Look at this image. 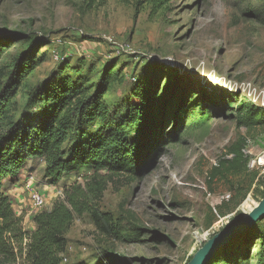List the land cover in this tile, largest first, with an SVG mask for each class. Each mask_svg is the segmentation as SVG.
<instances>
[{
	"label": "rangeland",
	"instance_id": "rangeland-1",
	"mask_svg": "<svg viewBox=\"0 0 264 264\" xmlns=\"http://www.w3.org/2000/svg\"><path fill=\"white\" fill-rule=\"evenodd\" d=\"M0 45V77L23 55L33 66L11 101L17 119L38 113L37 95L52 85L84 97L101 87L111 112L155 97L143 176L109 187L99 204L116 235L76 217L64 263L187 264L262 200L264 166L254 162L264 153V0H0ZM100 127L94 119L86 132ZM85 173L52 185L44 161L32 160L4 192L32 232L31 194L50 210ZM209 264H264V218Z\"/></svg>",
	"mask_w": 264,
	"mask_h": 264
},
{
	"label": "trees",
	"instance_id": "trees-1",
	"mask_svg": "<svg viewBox=\"0 0 264 264\" xmlns=\"http://www.w3.org/2000/svg\"><path fill=\"white\" fill-rule=\"evenodd\" d=\"M32 67L23 55L0 77V264H68L63 261L66 235L76 217L88 215L100 235H116L111 216L99 204L109 187L118 192L143 176L155 142V97L143 93L136 105L118 106L111 112L100 103L101 87L84 97V91L68 84L52 85L46 94L37 95L38 113L17 119L11 115V101ZM43 97L53 106L45 107ZM94 119L103 127L88 135L86 130ZM70 138L76 144L66 149ZM38 159L44 161L45 178L52 185L82 169L86 173L80 182L63 190L50 210L34 215L35 229L29 232L22 217L15 215L4 189L7 183L17 182L28 161ZM216 173L220 171L215 169L213 177ZM251 230L239 239L249 236Z\"/></svg>",
	"mask_w": 264,
	"mask_h": 264
},
{
	"label": "water",
	"instance_id": "water-1",
	"mask_svg": "<svg viewBox=\"0 0 264 264\" xmlns=\"http://www.w3.org/2000/svg\"><path fill=\"white\" fill-rule=\"evenodd\" d=\"M264 218V197L247 215L221 230L207 240L193 255L187 264H208L213 257L235 239L247 233Z\"/></svg>",
	"mask_w": 264,
	"mask_h": 264
},
{
	"label": "built area",
	"instance_id": "built-area-1",
	"mask_svg": "<svg viewBox=\"0 0 264 264\" xmlns=\"http://www.w3.org/2000/svg\"><path fill=\"white\" fill-rule=\"evenodd\" d=\"M256 163L258 164V166H264V153H262V156L254 162V164ZM30 200L32 209L35 213H38L44 209L46 203L43 196L39 192H33L31 194Z\"/></svg>",
	"mask_w": 264,
	"mask_h": 264
},
{
	"label": "crops",
	"instance_id": "crops-1",
	"mask_svg": "<svg viewBox=\"0 0 264 264\" xmlns=\"http://www.w3.org/2000/svg\"><path fill=\"white\" fill-rule=\"evenodd\" d=\"M5 194L8 196H12V193L10 191H8V193L6 192Z\"/></svg>",
	"mask_w": 264,
	"mask_h": 264
},
{
	"label": "bare ground",
	"instance_id": "bare-ground-1",
	"mask_svg": "<svg viewBox=\"0 0 264 264\" xmlns=\"http://www.w3.org/2000/svg\"><path fill=\"white\" fill-rule=\"evenodd\" d=\"M172 61H169V63H171ZM254 209V208H253ZM248 214V213H247ZM247 214H245V215H247Z\"/></svg>",
	"mask_w": 264,
	"mask_h": 264
}]
</instances>
